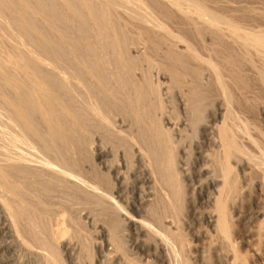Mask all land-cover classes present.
Returning <instances> with one entry per match:
<instances>
[{"label": "bare ground", "instance_id": "bare-ground-1", "mask_svg": "<svg viewBox=\"0 0 264 264\" xmlns=\"http://www.w3.org/2000/svg\"><path fill=\"white\" fill-rule=\"evenodd\" d=\"M207 5L0 0V264H92L90 228L104 264H264V27Z\"/></svg>", "mask_w": 264, "mask_h": 264}, {"label": "rangeland", "instance_id": "rangeland-1", "mask_svg": "<svg viewBox=\"0 0 264 264\" xmlns=\"http://www.w3.org/2000/svg\"><path fill=\"white\" fill-rule=\"evenodd\" d=\"M203 2H204V0H202ZM208 3H207V2ZM211 1V2H210ZM213 1H214V3L216 4H214L213 3ZM205 0V4H208L207 6H209L210 8H212L213 6L216 8V9H218L219 8V12L220 13H224V14H222V15H227L228 14V16H229V14L230 15H235V17H237V19L236 20H238L237 22L239 23V24H241V25H243V26H246L247 27V25H248V27L247 28H253V26H254V28L255 29H259V27H260V29H262L263 27H264V21H262V19H264V17L263 16H260L259 14H260V12L259 13H257V15H256V11H261V15L263 14V11H264V0ZM230 1V2H229ZM240 1V2H239ZM246 2V3H245ZM218 3V4H217ZM222 4H227V5H229V6H237V8H238V10H239V12H238V10H237V8H236V10H235V12L234 13H228V12H226V14H225V12L224 11H226V10H224L223 11V9L220 7ZM211 5H212V7H211ZM219 6V7H218ZM247 6V8H245ZM248 6H249V8H248ZM218 7V8H217ZM255 7V8H254ZM214 8V9H215ZM222 10H221V9ZM257 8V9H256ZM241 9V10H240ZM248 10V11H247ZM249 10H252L250 13H252L251 15H253L254 14V16H253V18H251L252 16L251 15H249ZM254 10V11H253ZM256 10V11H255ZM221 11H223V12H221ZM237 11V12H236ZM242 11H244V12H242ZM248 13V15H247V13ZM241 13V14H240ZM237 14V15H236ZM242 14H243V16H242ZM245 14H246V16H245ZM264 15V14H263ZM241 16V17H240ZM245 16V17H244ZM251 16V17H250ZM259 16V17H258ZM249 17V18H248ZM255 17H257V19H259V21L257 20V19H255ZM262 17V19H260ZM247 18V19H246ZM246 19V20H245ZM253 19V20H252ZM249 20V21H248ZM255 20L257 21V22H255ZM242 21V22H241ZM254 23H253V22ZM245 22V23H244ZM262 22V23H261ZM249 24H251V26L249 25ZM257 25V27H255ZM63 26V25H62ZM64 26H65V24H64ZM63 26V27H64ZM259 26V27H258ZM69 31V30H68ZM15 32V31H14ZM2 33H3V31H2ZM256 110V109H255ZM254 110V111H255ZM258 111V110H257ZM256 112V111H255ZM253 113V115L255 116L258 112H256V113ZM257 116V118H259V116H258V114L256 115ZM255 116V117H256ZM186 200L187 199H185V201L183 202V204L185 205V206H183V211H185V209H187V210H189V207L187 208V206L189 205L188 204V201L186 202ZM186 203V204H185ZM245 209H246V207H245ZM182 211V212H183ZM186 212H188V213H186ZM186 212H183L182 213V215H181V217H180V222H181V220H183L182 222H183V224H182V226H183V228L181 227V224H179L180 225V230H186V231H188V232H186L185 231V233H188V234H185L184 232V234H183V236H184V238H186V239H188V241L185 239V241L188 243L190 240H192V241H190V243L189 244H191L192 246H194L195 245V243H196V241H193V239L195 238V237H193V236H196L197 235V233L196 232H198V230L196 229V228H194V227H191L193 224H191L192 223V219H191V217H190V212L189 211H186ZM244 212H246V211H244ZM185 213V214H184ZM190 213V214H189ZM184 215V216H183ZM186 215V216H185ZM185 217V218H184ZM187 217V218H186ZM235 219V220H234ZM232 218V220H231V223H232V226L230 227V234H231V238L232 239H236V238H238V237H240V236H242V234H243V231H244V228H245V225H243L244 223L243 222H238V221H236L237 219L236 218ZM187 220V221H186ZM191 220V221H190ZM188 221H190V222H188ZM233 221V222H232ZM187 222V223H186ZM185 223V224H184ZM189 224H190V226H189ZM238 225V226H237ZM242 225V226H241ZM194 226V225H193ZM234 226V227H233ZM189 229H188V228ZM190 228H191V231H190ZM243 228V229H242ZM93 229V230H92ZM202 229H204V228H201V233H202ZM89 230V232H88V234L90 233V235L92 236H90V238H91V244L92 243H99V239H97L99 236L97 235V231H96V229H94V228H90V229H88ZM91 230V231H90ZM192 230H194V231H192ZM196 230V231H195ZM182 232V231H181ZM191 232V233H190ZM196 233V234H193V233ZM191 234V235H190ZM235 234V235H234ZM241 234V235H240ZM96 235V236H95ZM235 236H236V238H235ZM238 236V237H237ZM95 242H94V241ZM195 240V239H194ZM239 242V241H238ZM95 244V245H96ZM93 246L92 247V249H91V253H92V255H90V258H88V259H91V261H89L88 260V262L90 263H92V264H104L103 262L101 263L100 262V260H99V250H98V244H97V246ZM129 244H127V246H128ZM126 246V248H128V250L127 249H125V251L127 250V252H125V251H123V252H125V253H123V254H126V255H128L129 254V246L127 247ZM90 253V254H91ZM8 256V255H7ZM92 256V257H91ZM9 258H8V262L6 263V264H29L28 262H26V260L25 259H22V257H14L13 255L11 256V254L8 256ZM11 257H13V258H11ZM22 259V260H21ZM109 260H110V258H108ZM104 260L105 261V264H108L109 263V260ZM11 260H13V263H12V261ZM16 261V263H15V261ZM208 260V261H207ZM20 261V262H19ZM23 261V262H22ZM93 261V262H92ZM106 261H107V263H106ZM205 261L209 264H211L212 263V260H211V258L209 257V255H208V257H206L205 258ZM22 262V263H21ZM2 264H5V263H2Z\"/></svg>", "mask_w": 264, "mask_h": 264}]
</instances>
